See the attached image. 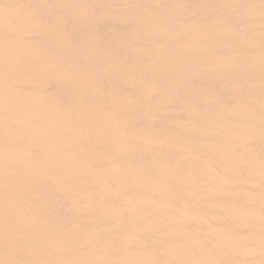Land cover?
Segmentation results:
<instances>
[{
	"label": "bare ground",
	"instance_id": "1",
	"mask_svg": "<svg viewBox=\"0 0 264 264\" xmlns=\"http://www.w3.org/2000/svg\"><path fill=\"white\" fill-rule=\"evenodd\" d=\"M0 264H264V0H0Z\"/></svg>",
	"mask_w": 264,
	"mask_h": 264
}]
</instances>
